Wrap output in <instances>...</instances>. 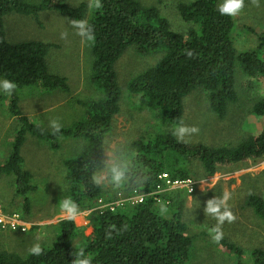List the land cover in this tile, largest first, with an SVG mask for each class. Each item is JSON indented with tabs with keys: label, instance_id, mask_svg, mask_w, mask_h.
<instances>
[{
	"label": "trees",
	"instance_id": "1",
	"mask_svg": "<svg viewBox=\"0 0 264 264\" xmlns=\"http://www.w3.org/2000/svg\"><path fill=\"white\" fill-rule=\"evenodd\" d=\"M102 4L101 9L93 10L89 9L85 0L75 5L68 4L67 0H0V77L17 85L10 96L0 90V103H7V112L17 121L10 152L0 163V177L13 175L15 193L21 197L19 205L11 200L7 205L0 206L4 212H18L24 218L31 213L29 194L36 191L37 185L31 182L33 174L23 167L21 147L26 135L47 142L52 149L59 148L61 136L81 138L84 141L82 149L61 163L66 179L64 198L70 197L80 210L94 205L98 198L113 204L112 209L109 206L95 209L88 217L91 232L89 235L82 232L81 247L93 257L92 264H191L193 239L210 237L208 229L215 224L194 226L198 219L186 220V194L181 192L162 195L169 199V202L163 201L168 211L162 216L160 204H157L159 202L153 194L158 175L168 172L171 178H187L190 174L188 163L193 159L200 163L207 176L214 175L224 165L235 166L249 158L264 159V125L237 144L222 146L178 142L172 129L181 120L183 98L195 89L205 93L213 113L224 117L228 105L238 97L235 63L241 65L248 80L256 77L264 79V57L260 52H264V33L258 35L253 48L237 49L235 21L231 16L220 14L218 0H183L177 3L183 21L195 27L187 33L173 30L155 3L146 0H102ZM43 10L56 11L71 19H88L96 37L90 49V79L99 96L77 100L84 110L82 116L69 126L62 127L56 135L20 111L17 94L26 86L69 92L64 76L53 74L48 68L46 57L54 45L37 40L11 44L7 42L3 27V17L9 13L36 18ZM131 45L141 54L163 53L155 65L128 80L126 92L138 97V109L158 114L164 128L156 133L139 132L123 143L130 148L138 167L150 175V180L146 184L118 190L104 189L103 186H96L91 176L95 160L103 166L101 141L110 133L114 115L119 112L116 63L125 48ZM187 50L193 51V57L186 55ZM250 112L264 121V93L252 101ZM261 177L264 179V172ZM134 190L145 194L142 202L131 205L118 201ZM257 190L247 191L244 206L251 208L264 221V198ZM107 191L113 193L108 198L103 196ZM199 193L195 185L191 193L193 212L202 211L196 205L201 198ZM19 208L21 211H18ZM110 225H115V229L111 239H108L106 230ZM124 225H127V230L123 229ZM29 227L30 230L37 228ZM52 229L55 237L49 244H41L44 249L41 256L29 255V251L20 255L1 249L0 264H71L75 259L72 240L79 234L80 228L75 221L61 218ZM219 245L226 247L235 257L232 264H264L262 249H253L245 257L243 249L226 235Z\"/></svg>",
	"mask_w": 264,
	"mask_h": 264
},
{
	"label": "rangeland",
	"instance_id": "2",
	"mask_svg": "<svg viewBox=\"0 0 264 264\" xmlns=\"http://www.w3.org/2000/svg\"><path fill=\"white\" fill-rule=\"evenodd\" d=\"M80 1L82 0H67V3L75 5ZM85 1L88 3V0ZM146 1L157 4L159 11L167 18L173 30L187 33L195 28L192 23L183 21L177 10V3L183 0ZM222 2L223 0H218V5ZM70 19L56 11L45 10L41 11L36 18L32 15L13 12L3 17L7 42L16 44L37 40L54 45L46 57L48 68L51 73L64 76L69 92L48 91L29 86L17 91L20 111L47 129H50L49 121L52 119H58L62 127L69 126L84 112L77 100L94 99L99 96L90 79L91 43H81V37L75 34L76 29L68 23ZM233 19L236 24L237 49L253 48L257 44L258 35L264 33V0H260V7L252 6L250 0L245 1L244 10ZM64 31L68 33L66 39H62L60 35ZM260 52L264 57V52ZM162 56V52L141 54L133 45L125 48L115 67L120 89L119 112L114 115L111 131L106 138L115 143H125L130 136L136 137L139 132L156 133L163 130L158 114L138 109V97L133 94L127 95L128 92H126L128 80L155 65ZM234 78L238 97L234 103L228 105L223 118L209 109L207 97L200 89L191 91L183 98V113L180 121L189 126H198L200 129L198 134L186 138L187 143H202L209 146L235 145L264 125L263 120L250 112L252 101L264 93V79L256 77L252 81L248 80L238 62L234 66ZM0 80H2L1 77ZM6 104L5 101L3 104L0 103V163L10 152L11 137L17 127V121L9 116ZM83 142L81 138L61 136L59 148L52 149L43 140L30 135L25 136L21 147L23 167L33 174L31 182L37 185L36 191L29 194L32 203L31 213L25 219L31 226L37 228L30 230L29 227L24 232L0 229V250L5 249L25 255L34 243L49 244L53 240L55 234L52 227L64 215L59 204L64 198L63 191L66 188L61 163L80 151ZM106 158L104 153L103 160ZM188 167L190 169L188 177L194 180L196 190L201 192L198 194L201 198L196 205L201 207L202 211L193 212L191 194L188 195L180 188L169 190L174 193L181 192L182 195L186 194L185 219H198L195 220L197 223H194V226H203L204 223L206 226L209 223L216 224L213 217L206 216L205 203L208 199L229 191L232 193L229 205L237 216V220L223 225L224 235L243 249L245 257H248L253 249L264 250V221L251 208L244 206L245 195L249 189L252 191L258 188L257 191L264 198V179L261 177L264 172V159L249 158L235 166L224 165L212 176L204 175L200 163L195 159L188 163ZM13 177V175L0 177V205L2 206L7 205L11 200H14L15 204L21 201V197L15 193ZM249 181L252 183H247ZM103 187L104 189L112 188L110 185ZM112 194L107 191L103 196L108 198ZM163 201L169 202V199L162 197ZM96 202L97 200L89 207L85 206L81 210L82 215L75 220L80 231L72 240L74 252L77 251L74 244L81 247L82 232L84 235H89L91 232L88 217L98 208ZM18 211L21 209L19 208ZM233 260L235 257L226 247L213 243L210 237L201 236L193 239L189 263L232 264Z\"/></svg>",
	"mask_w": 264,
	"mask_h": 264
},
{
	"label": "clouds",
	"instance_id": "3",
	"mask_svg": "<svg viewBox=\"0 0 264 264\" xmlns=\"http://www.w3.org/2000/svg\"><path fill=\"white\" fill-rule=\"evenodd\" d=\"M250 3L254 7H260V0H250ZM88 7L89 9L99 10L103 7L102 0H88ZM244 8L245 0H223V2L218 5V10L221 15H228L231 17L238 16ZM68 23L76 29L75 34L81 37V43L88 44L95 42L96 37L94 28L93 25L89 23L88 19H70ZM60 35L62 39H66L68 33L64 31L61 32ZM186 55L191 58L194 53L192 50H187ZM16 88L17 85L14 81L10 79L0 80V90L6 95L10 96ZM37 127H39V124H37ZM49 127L52 134L56 135L60 133L62 125L58 119H52L49 121ZM199 131L200 129L198 126H189L183 121H180V123L172 129V134L176 137L178 142L187 143L188 139L186 138L198 134ZM100 148L103 153L106 154L107 158L102 161V167L95 160L91 179L96 186L110 185L114 190H118L122 187L146 184L150 180V175L136 164L128 145L115 143L108 138H103ZM203 190H205V188ZM231 199L232 193L225 191L221 196H215L208 199L206 202L204 208L206 216H211L216 220V224L208 229L213 243L219 244L223 240V225L226 222L231 224L237 220V216L229 205ZM59 204L61 212L64 214V219L75 221L78 216L82 215L79 205L70 197L63 198L60 200ZM167 211V206L163 202H160V214L163 216ZM114 229L115 225L109 226L106 230V238L111 239ZM123 229L127 230V225H124ZM74 246L77 251L72 253L75 259L72 260L71 264H92L93 257L87 255L83 247H79L75 244ZM28 251L29 255L35 256H41L44 253V249L39 242L34 243Z\"/></svg>",
	"mask_w": 264,
	"mask_h": 264
},
{
	"label": "built area",
	"instance_id": "4",
	"mask_svg": "<svg viewBox=\"0 0 264 264\" xmlns=\"http://www.w3.org/2000/svg\"><path fill=\"white\" fill-rule=\"evenodd\" d=\"M158 184L154 191V199L157 202L162 201V195L170 192L175 188L183 189L186 193L191 194L194 190L195 182L192 178H171L168 172H162L158 175ZM192 182V183H191ZM191 188V189H190ZM145 197V194L138 193L136 190L133 191L127 197L121 198L120 202H128L131 205L142 202ZM97 207L109 206L110 209L113 208L112 202H105L102 198L97 199ZM24 226H22V225ZM29 222L18 212L7 213L4 212L0 206V229L1 230H11V231H20L24 232L29 228Z\"/></svg>",
	"mask_w": 264,
	"mask_h": 264
},
{
	"label": "crops",
	"instance_id": "5",
	"mask_svg": "<svg viewBox=\"0 0 264 264\" xmlns=\"http://www.w3.org/2000/svg\"><path fill=\"white\" fill-rule=\"evenodd\" d=\"M10 116V115H9ZM10 117H13V116H10Z\"/></svg>",
	"mask_w": 264,
	"mask_h": 264
}]
</instances>
